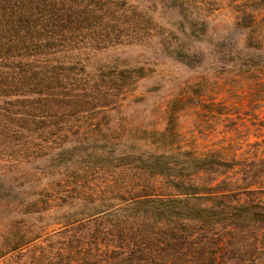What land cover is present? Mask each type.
Returning <instances> with one entry per match:
<instances>
[{
    "label": "trees",
    "instance_id": "1",
    "mask_svg": "<svg viewBox=\"0 0 264 264\" xmlns=\"http://www.w3.org/2000/svg\"><path fill=\"white\" fill-rule=\"evenodd\" d=\"M223 9L230 24L215 21ZM153 40L191 67L231 60L259 78L264 0H0V205L16 190L26 214L0 257L30 246L32 264H264V146L185 148L178 99L164 130L112 118L148 70L91 61Z\"/></svg>",
    "mask_w": 264,
    "mask_h": 264
},
{
    "label": "rangeland",
    "instance_id": "2",
    "mask_svg": "<svg viewBox=\"0 0 264 264\" xmlns=\"http://www.w3.org/2000/svg\"><path fill=\"white\" fill-rule=\"evenodd\" d=\"M157 18L167 27L171 22L177 23L176 15L168 12ZM214 18L216 22L226 24L234 20L227 9L217 12ZM221 34L228 38L226 41L230 45L242 47L244 36L238 31L222 28ZM199 45L203 51L208 47L205 41ZM122 60L128 65H144L148 74L138 81L136 90L124 102L123 112L112 111L114 121L119 122L126 116L142 129L164 130L169 125V105L178 99L174 127L181 134L175 141L185 148L196 145L205 150L231 142L264 146V76L252 77L251 72L240 69L231 60L225 65L206 58L191 67L166 53L157 40L146 45L107 49L98 53L90 66ZM22 168L28 167L23 165ZM16 192L5 191L9 202L0 205V245L13 231L14 220L26 219V214L15 210V203L10 202L17 199ZM23 197L24 193L19 195V199ZM47 221L50 219L40 223ZM20 226L26 227V223L22 222ZM37 253L38 249L30 246L10 251L0 257V264H32V256Z\"/></svg>",
    "mask_w": 264,
    "mask_h": 264
}]
</instances>
